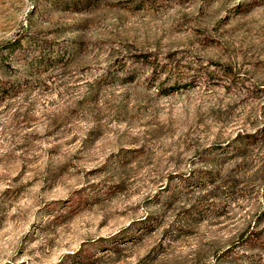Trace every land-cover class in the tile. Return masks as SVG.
Returning a JSON list of instances; mask_svg holds the SVG:
<instances>
[{"label": "rangeland", "instance_id": "rangeland-1", "mask_svg": "<svg viewBox=\"0 0 264 264\" xmlns=\"http://www.w3.org/2000/svg\"><path fill=\"white\" fill-rule=\"evenodd\" d=\"M0 264H264V0H0Z\"/></svg>", "mask_w": 264, "mask_h": 264}]
</instances>
